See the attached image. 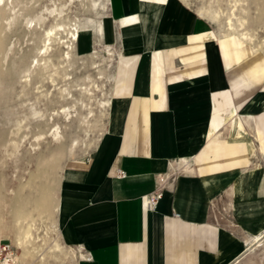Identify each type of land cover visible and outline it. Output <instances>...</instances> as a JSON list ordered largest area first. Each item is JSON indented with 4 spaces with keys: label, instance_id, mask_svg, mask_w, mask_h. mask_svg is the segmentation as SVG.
Here are the masks:
<instances>
[{
    "label": "crops",
    "instance_id": "obj_1",
    "mask_svg": "<svg viewBox=\"0 0 264 264\" xmlns=\"http://www.w3.org/2000/svg\"><path fill=\"white\" fill-rule=\"evenodd\" d=\"M107 6L103 41L119 48L107 130L62 170L63 241L77 264L238 262L245 239L217 215L231 198L252 239L264 236V52L184 1ZM79 36L76 52L92 53L94 30Z\"/></svg>",
    "mask_w": 264,
    "mask_h": 264
},
{
    "label": "rangeland",
    "instance_id": "obj_2",
    "mask_svg": "<svg viewBox=\"0 0 264 264\" xmlns=\"http://www.w3.org/2000/svg\"><path fill=\"white\" fill-rule=\"evenodd\" d=\"M180 1L205 13L220 33L250 34L253 39L246 41L264 52V0ZM101 9L93 0L0 3V240L14 247L17 264H77L82 256L63 241L57 210L65 164L91 153L107 130L119 48L104 42L95 27L107 16L108 6ZM214 11H221L219 21L208 17ZM233 11L235 30L226 21ZM75 24L94 30L92 53L76 52ZM47 29L54 30L51 41ZM224 201L218 220L248 247L234 264H264V236L254 241L231 198ZM256 209L264 210V204Z\"/></svg>",
    "mask_w": 264,
    "mask_h": 264
},
{
    "label": "bare ground",
    "instance_id": "obj_3",
    "mask_svg": "<svg viewBox=\"0 0 264 264\" xmlns=\"http://www.w3.org/2000/svg\"><path fill=\"white\" fill-rule=\"evenodd\" d=\"M6 1L7 0H0V3H3V4H5L6 3ZM241 1V0H240ZM237 4V3H236ZM180 5V4H179ZM239 5H241V4H239ZM93 7L94 8H102L103 10H105L106 8H107V0H106V3L105 2H99L98 0H93ZM179 8V7H178ZM101 9V10H102ZM242 9H244V8H242ZM54 11V10H53ZM61 11V10H60ZM222 11V10H221ZM221 11H214V12H210V14H209V18H211L212 20H214V21H219V19L221 18ZM201 13V15L202 16H206V14L205 13H202V12H200ZM39 16V15H38ZM233 16H235V13H234V11L231 13L230 12V15L227 17V26H228V28L229 29H231V30H235L236 29V26H235V21H234V17ZM95 19H91V21H94ZM101 20H99V21H96V26L95 27H97V25H98V28H100V30L102 31V22H100ZM79 24V23H78ZM37 25V24H36ZM81 25V24H80ZM240 25L242 26L243 25V22H240ZM245 26V25H244ZM48 30V29H47ZM46 30V31H47ZM99 30V29H98ZM228 30V29H227ZM230 30V31H231ZM73 38L74 39H78L80 36H79V34H80V32H81V29L79 28V25H76L75 24V26H74V29H73ZM54 32V30L53 29H51V30H48L47 31V40L48 41H51L52 40V37H53V33ZM104 32V31H103ZM104 34V33H103ZM240 35V34H239ZM250 34H247V33H241V37H243L244 38V40H247V39H249V40H252L253 38L251 37V36H249ZM240 37V38H241ZM242 39V38H241ZM47 41V42H48ZM47 42L45 43V46L47 47ZM50 44V42L48 43V45ZM49 50V49H48ZM47 51V50H46ZM46 53V52H45ZM113 54H114V52L112 51V50H109V55H111V56H113ZM39 67V66H38ZM109 102V101H108ZM107 102V103H108ZM109 103H111V102H109ZM106 104V103H105ZM240 116V115H239ZM260 171V170H259ZM260 173H261V171H260ZM259 185H260V188L261 187H263V176H262V173L260 174V178H259ZM240 186H242V177L241 178H239L237 181H236V190H237V188H239ZM244 187V186H243ZM164 188H165V186H164V183L163 184H160V187H159V190H160V192H163V190H164ZM262 235H255V237H254V241H256V242H259L260 240H261V237ZM29 237V236H28ZM20 239V238H19ZM28 240V239H27ZM23 241V240H22ZM26 243H27V241H26ZM22 244V243H21ZM21 244H19V245H21ZM30 245V244H29ZM22 246H23V244H22ZM17 253H15L14 252V254L12 255V260H10L12 263H9L8 261L6 262H2V264H17V261H18V259H17V255H16Z\"/></svg>",
    "mask_w": 264,
    "mask_h": 264
},
{
    "label": "built area",
    "instance_id": "obj_4",
    "mask_svg": "<svg viewBox=\"0 0 264 264\" xmlns=\"http://www.w3.org/2000/svg\"><path fill=\"white\" fill-rule=\"evenodd\" d=\"M121 175L124 176V173L122 172ZM161 196L162 192L157 193L155 197L151 198L150 203L155 206ZM13 254L14 247L11 245V243L0 240V264H2V262H9L10 260H12ZM9 263H11V261Z\"/></svg>",
    "mask_w": 264,
    "mask_h": 264
}]
</instances>
